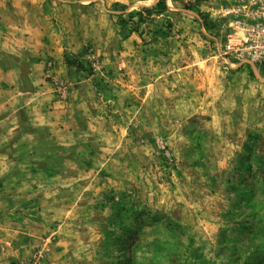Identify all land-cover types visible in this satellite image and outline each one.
<instances>
[{
  "label": "rangeland",
  "instance_id": "obj_1",
  "mask_svg": "<svg viewBox=\"0 0 264 264\" xmlns=\"http://www.w3.org/2000/svg\"><path fill=\"white\" fill-rule=\"evenodd\" d=\"M0 32L68 111L0 133V264H264V70L217 0H0Z\"/></svg>",
  "mask_w": 264,
  "mask_h": 264
},
{
  "label": "crops",
  "instance_id": "obj_2",
  "mask_svg": "<svg viewBox=\"0 0 264 264\" xmlns=\"http://www.w3.org/2000/svg\"><path fill=\"white\" fill-rule=\"evenodd\" d=\"M24 40L21 36L11 37L5 32H0V133L4 130L14 129L13 119L15 120L18 109H23L24 113L35 124H57L58 118L64 117L68 111L60 112L57 110V103L54 102L51 88L46 84L41 75L44 52H31L30 70L27 72V79H23L21 62L25 56V50H29L21 42ZM14 42V43H13ZM9 118L11 119L9 121ZM12 122L11 125L7 122ZM3 160H15L8 153L1 156ZM50 161L56 160L58 157H49ZM17 160V158H16ZM25 160L31 162V156H27ZM9 222H5L4 218H0V230L5 226L8 227ZM7 236L0 232V241ZM15 244L18 241V234L13 233ZM22 241V240H20ZM3 256L2 253L0 255Z\"/></svg>",
  "mask_w": 264,
  "mask_h": 264
},
{
  "label": "built area",
  "instance_id": "obj_3",
  "mask_svg": "<svg viewBox=\"0 0 264 264\" xmlns=\"http://www.w3.org/2000/svg\"><path fill=\"white\" fill-rule=\"evenodd\" d=\"M222 16L227 17V41L222 55L237 65L264 70V0H217ZM41 250L11 264H39Z\"/></svg>",
  "mask_w": 264,
  "mask_h": 264
}]
</instances>
